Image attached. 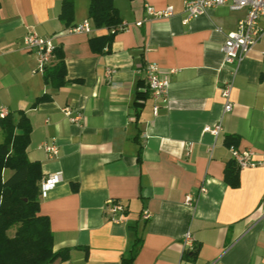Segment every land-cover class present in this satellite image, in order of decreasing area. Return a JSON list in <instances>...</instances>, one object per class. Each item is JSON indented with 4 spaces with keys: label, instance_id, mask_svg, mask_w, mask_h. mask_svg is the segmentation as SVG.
Here are the masks:
<instances>
[{
    "label": "crops",
    "instance_id": "0c3cea01",
    "mask_svg": "<svg viewBox=\"0 0 264 264\" xmlns=\"http://www.w3.org/2000/svg\"><path fill=\"white\" fill-rule=\"evenodd\" d=\"M113 2L129 27L99 54L90 40L108 29L95 28L88 0L75 1L71 27L91 20L89 34L68 33L62 0H0V110L26 113L29 160L40 163L44 178H59L40 197L54 250H69L51 264H121L137 240L133 264H264V37L239 66L225 65L226 33L246 11L225 5L183 24L184 0ZM147 6H172L174 16L143 21ZM30 31L54 38L64 55V86L55 89L36 72L35 54L23 44ZM151 62L170 82L165 103L138 99ZM231 81L233 109L225 113L221 89ZM43 97L49 100L37 104ZM66 107L84 120L71 123ZM220 122L214 138L207 130ZM228 136L262 163L238 169L237 188L225 181ZM52 141L54 159L40 148ZM111 200L125 207L124 223L111 222ZM188 231L194 261L183 250Z\"/></svg>",
    "mask_w": 264,
    "mask_h": 264
},
{
    "label": "trees",
    "instance_id": "16d2710c",
    "mask_svg": "<svg viewBox=\"0 0 264 264\" xmlns=\"http://www.w3.org/2000/svg\"><path fill=\"white\" fill-rule=\"evenodd\" d=\"M76 0H62L60 19L71 27L74 19ZM89 17L95 28L108 29L104 36L90 40L95 53L108 52L116 33L112 30L121 23V17L113 0H88ZM57 62L47 68L43 76L47 84L55 89L64 86L66 65L62 51L57 50ZM145 91L138 93V99L149 97ZM43 97L37 100V104ZM31 124L23 111L7 113L0 118V264H51L56 260H65L69 250L55 251L54 238L47 216L40 213L41 181L44 179L41 165L28 158ZM228 147L236 146L238 138L228 136ZM225 181L233 188L239 186V171L233 161L225 170ZM140 246L138 240L123 257L121 264H133ZM198 249L186 253V259L194 261Z\"/></svg>",
    "mask_w": 264,
    "mask_h": 264
},
{
    "label": "built area",
    "instance_id": "2783aa9c",
    "mask_svg": "<svg viewBox=\"0 0 264 264\" xmlns=\"http://www.w3.org/2000/svg\"><path fill=\"white\" fill-rule=\"evenodd\" d=\"M227 5L231 11L239 12L246 11V16L241 19L234 30L226 33L224 44L221 48L224 55L225 65H237L239 66L249 52L260 42L264 37V0H184V13L185 18L182 20L183 24H188L193 20L205 15L210 10L216 9ZM148 17L143 21L154 19H169L174 16V8L169 6L165 9H156L151 6L146 7ZM143 21L136 23L137 26H141ZM129 27L127 23H121L117 28L112 30V33H118L126 30ZM91 20H85L82 24L76 25L68 29V33H85L89 34L92 31ZM217 31H222L221 28H216ZM23 44L26 49L34 52L36 57V72L44 74L56 60V53L58 45L54 41L53 37H43L35 31L28 32L23 38ZM114 73V70L108 69L106 72L107 78ZM171 73H174L172 71ZM236 74V72L234 73ZM146 86L150 94V98L155 102H167L169 97L170 82L167 77L161 74L160 68L156 63H148L146 65ZM233 82H228L221 89L222 97L225 99L224 112L229 113L233 109L231 102V91ZM64 115L73 124L80 123L84 120L82 113H74L70 108L66 107L62 109ZM154 112H157L155 108ZM5 109L0 110V118H4L7 115ZM223 131L221 122L213 126L207 133L211 134L214 138L221 135ZM40 148L47 154L50 159L57 158L59 155V148L57 144L52 142H44L40 145ZM229 152L231 160L235 163L236 167L241 169L254 168L261 165V162H257L255 157L257 152L252 149H239L236 146H230ZM190 151V150H189ZM264 156V149L262 151ZM57 177L49 176L41 181V190L44 192L47 188L53 186L58 182ZM186 202L189 205L193 204V200L190 197L186 198ZM109 214L111 215V222L114 224H122L125 222L123 215L125 213V207L117 201H109ZM151 215L148 212L142 213L143 220H149ZM195 239L188 231L183 238V250L184 253L195 251Z\"/></svg>",
    "mask_w": 264,
    "mask_h": 264
}]
</instances>
